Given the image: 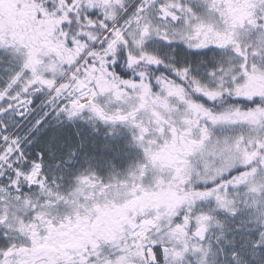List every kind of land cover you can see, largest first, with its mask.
<instances>
[{
    "label": "snow or ice",
    "instance_id": "snow-or-ice-1",
    "mask_svg": "<svg viewBox=\"0 0 264 264\" xmlns=\"http://www.w3.org/2000/svg\"><path fill=\"white\" fill-rule=\"evenodd\" d=\"M0 264H264V0H0Z\"/></svg>",
    "mask_w": 264,
    "mask_h": 264
}]
</instances>
